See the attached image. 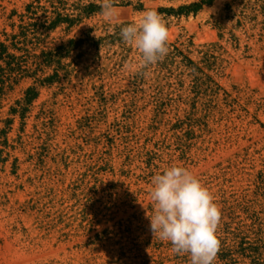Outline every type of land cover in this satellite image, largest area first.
<instances>
[{
	"label": "rangeland",
	"instance_id": "rangeland-1",
	"mask_svg": "<svg viewBox=\"0 0 264 264\" xmlns=\"http://www.w3.org/2000/svg\"><path fill=\"white\" fill-rule=\"evenodd\" d=\"M197 1L118 0V21L100 11L69 29L30 35L40 41L30 54L86 35L104 37L108 27L146 10ZM241 1L214 0L180 17L158 12L168 45L202 67V53L213 56L210 74L238 98L226 108L219 97L205 115L198 104L193 124L189 70L170 77L150 67L136 78V49L107 39L99 49L83 44L72 51L59 81L39 86L24 78L0 95V264H190L149 230L151 179L173 165L195 175L220 206L215 264H264V17L241 21ZM89 2L99 4L66 0L65 13L75 15L77 4ZM29 3L37 4L0 0V41L34 21L21 18ZM30 87L37 97L13 116ZM237 232L252 247H236Z\"/></svg>",
	"mask_w": 264,
	"mask_h": 264
},
{
	"label": "trees",
	"instance_id": "trees-1",
	"mask_svg": "<svg viewBox=\"0 0 264 264\" xmlns=\"http://www.w3.org/2000/svg\"><path fill=\"white\" fill-rule=\"evenodd\" d=\"M43 1L45 5H40V0H36L37 4H27L25 6V14L21 15V18L26 17L27 19H32L34 21H28L24 24H20L19 31L17 33L10 34L4 41H0L1 96L4 95L7 90L12 89L14 85L24 78L34 79V82L39 86L51 85L54 82L59 81L60 71L64 67L62 61L66 59L72 51L79 49L83 44H88L90 47L99 49L101 43L105 39L113 44L116 42H123L119 35L120 27L122 25H126L128 22L116 25L111 29L108 27L104 37L96 39L86 35V38L77 40L69 39L66 43L60 44L56 47L47 48V50L42 49L39 54H30V47H33L36 43H40V41L32 42L29 37L30 35L36 40V38L43 36L44 34H48L62 25L66 26L65 29H69L78 23L82 16H88L101 11L99 4L89 2L85 5L77 4L74 7L77 11L75 15L68 14L65 13L67 10L65 8L66 0ZM213 1L214 0H199L197 2L181 5L176 9L172 7L168 9H159L158 12L164 13L166 16H187L191 13H197L204 5H210ZM240 5L242 13L239 15V19L241 21L251 18L253 20L255 17L251 15H257V13H262V16L264 17V0H242ZM141 8L142 5L140 4L138 7H135V10H139ZM238 22L240 23V21ZM168 47L169 52L165 58L150 67H155V70H157L158 73H166L170 77H173V72L180 69L184 68L189 70L187 73V77L190 79L187 89L189 99L186 102V104H189L188 107L190 109L187 115V119L189 120L188 125L193 124L195 121L193 116L198 113V104H200L201 113L204 115L209 114L213 108L218 107L214 102L219 100V97L226 108L237 104L238 98H233V94L221 87L218 82L215 81L214 76L210 74V72L214 71V68H211L206 64L210 58L215 59L213 56H207L205 53H202L201 60L206 66L202 67L199 63L192 61L189 55L185 54L175 45L171 44L168 45ZM173 64H175L174 67ZM150 67L146 69H149ZM46 69L52 70L51 74L47 76H40L39 74L44 73ZM146 69H141L136 78L145 73L147 71ZM177 74L180 77L183 72L179 71ZM36 97V87L28 88L25 91L24 101L20 104L21 107L11 109L10 113L14 116L20 112L19 115L21 117L26 110L24 106L28 105L30 101ZM1 133L5 134L4 131ZM0 162H2V160H0ZM237 233V235L232 233L234 238L239 239L238 242L236 241L234 243L236 247H239L241 250H245L246 246H248V248L252 247V244L248 243L249 238H246V236L243 235V232Z\"/></svg>",
	"mask_w": 264,
	"mask_h": 264
},
{
	"label": "clouds",
	"instance_id": "clouds-1",
	"mask_svg": "<svg viewBox=\"0 0 264 264\" xmlns=\"http://www.w3.org/2000/svg\"><path fill=\"white\" fill-rule=\"evenodd\" d=\"M117 2L98 0L101 15L109 22L119 20ZM119 35L136 49L139 69L162 61L169 52L166 21L154 9L122 25ZM149 192L154 205L148 216L152 236L170 243L174 254L188 255L190 264H215L222 213L210 190L188 169L173 165L152 177Z\"/></svg>",
	"mask_w": 264,
	"mask_h": 264
}]
</instances>
